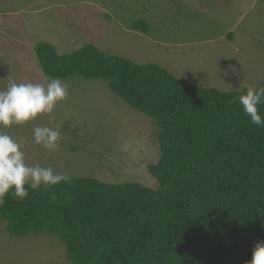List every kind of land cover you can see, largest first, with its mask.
<instances>
[{"label":"trees","instance_id":"obj_1","mask_svg":"<svg viewBox=\"0 0 264 264\" xmlns=\"http://www.w3.org/2000/svg\"><path fill=\"white\" fill-rule=\"evenodd\" d=\"M133 29L150 32L144 18ZM230 39L233 34L229 35ZM34 51L51 78L105 79L160 128L157 187L76 176L51 188L9 195L0 219L15 236L49 230L70 264H246L264 240V127L250 123L242 90L189 83L155 62L137 63L87 43L61 53ZM264 117V105L259 106Z\"/></svg>","mask_w":264,"mask_h":264},{"label":"rangeland","instance_id":"obj_2","mask_svg":"<svg viewBox=\"0 0 264 264\" xmlns=\"http://www.w3.org/2000/svg\"><path fill=\"white\" fill-rule=\"evenodd\" d=\"M144 18L145 34L133 29ZM233 34L230 39L229 35ZM46 40L61 53L87 43L137 63L155 62L185 82L222 91L264 87V0H0V89L51 78L34 45ZM66 99L51 114L3 129L25 138L26 163L69 178L157 187L149 164L160 159V128L123 101L105 79L70 76ZM61 127L60 149L32 142L36 126ZM66 247L46 230L15 236L0 219V264H70Z\"/></svg>","mask_w":264,"mask_h":264},{"label":"clouds","instance_id":"obj_3","mask_svg":"<svg viewBox=\"0 0 264 264\" xmlns=\"http://www.w3.org/2000/svg\"><path fill=\"white\" fill-rule=\"evenodd\" d=\"M67 86L58 78H50L46 84L18 83L11 76L7 84L0 89V207L11 195L23 200L29 195V188L38 189L41 185L51 188L69 177L55 173L50 167L26 163L22 146L25 138L14 139L3 129L13 125H23L38 116L51 114L57 103L66 99ZM230 102H238L250 123L264 127V117L259 113V106L264 105V87L245 86V89ZM57 124L55 128L36 126L32 132V142L49 152L60 149L61 133ZM246 264H264V240L257 241L252 248L251 259Z\"/></svg>","mask_w":264,"mask_h":264}]
</instances>
